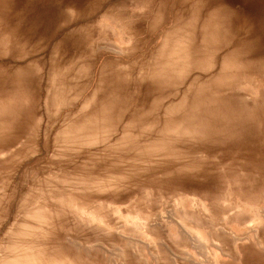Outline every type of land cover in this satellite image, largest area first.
Returning <instances> with one entry per match:
<instances>
[{"label": "rangeland", "instance_id": "obj_1", "mask_svg": "<svg viewBox=\"0 0 264 264\" xmlns=\"http://www.w3.org/2000/svg\"><path fill=\"white\" fill-rule=\"evenodd\" d=\"M0 264H264V0H0Z\"/></svg>", "mask_w": 264, "mask_h": 264}, {"label": "bare ground", "instance_id": "obj_2", "mask_svg": "<svg viewBox=\"0 0 264 264\" xmlns=\"http://www.w3.org/2000/svg\"><path fill=\"white\" fill-rule=\"evenodd\" d=\"M27 247V246H26Z\"/></svg>", "mask_w": 264, "mask_h": 264}]
</instances>
